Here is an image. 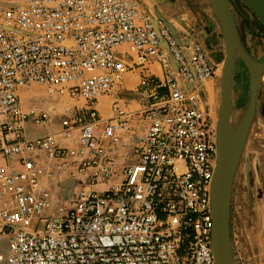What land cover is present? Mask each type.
<instances>
[{
  "label": "built area",
  "instance_id": "obj_1",
  "mask_svg": "<svg viewBox=\"0 0 264 264\" xmlns=\"http://www.w3.org/2000/svg\"><path fill=\"white\" fill-rule=\"evenodd\" d=\"M7 1L0 264H216L204 45L143 0Z\"/></svg>",
  "mask_w": 264,
  "mask_h": 264
},
{
  "label": "rangeland",
  "instance_id": "obj_2",
  "mask_svg": "<svg viewBox=\"0 0 264 264\" xmlns=\"http://www.w3.org/2000/svg\"><path fill=\"white\" fill-rule=\"evenodd\" d=\"M149 1L143 0L147 10L155 17H161L160 13L149 9L151 6ZM165 1L173 2L172 0ZM183 1H185V6L192 12V15L198 16L202 21L200 23L207 27V30L203 29L202 33L213 35L215 31L211 26L214 25L218 35L217 39L219 40L220 37V40L221 38L224 40L209 0ZM7 2V0H0V5L7 4ZM238 6L243 13L234 7L233 11L242 40L251 54L258 58L264 53V25L245 4L239 2ZM225 55V45L221 46L220 43V48H216L213 55L210 56L217 70V76L212 79L216 90L213 99H205V105L209 109L214 122L218 116L221 101L218 69L223 66ZM131 82L132 80L129 83ZM130 87L134 88L133 86ZM250 87V69L241 55H238L233 81V101L237 107H242L244 112L247 111L249 106ZM30 97L43 100L45 97L44 89L40 86H33L26 91L25 102ZM133 105L135 104L133 103ZM230 223L231 241L232 247L235 248H233V254L236 264H264V69L257 98L256 114L236 170Z\"/></svg>",
  "mask_w": 264,
  "mask_h": 264
},
{
  "label": "water",
  "instance_id": "obj_3",
  "mask_svg": "<svg viewBox=\"0 0 264 264\" xmlns=\"http://www.w3.org/2000/svg\"><path fill=\"white\" fill-rule=\"evenodd\" d=\"M209 2L221 28L226 52L223 59L222 75L220 76L221 101L217 123V166L212 185L213 250L217 264H236L230 229L232 193L240 155L256 114L257 98L264 69V53L255 58L246 48L233 7L243 13L240 11L238 3L245 4L264 25V0H209ZM157 18L162 19L168 25L163 17ZM171 32L173 33L172 30ZM177 39L179 40L178 37ZM238 55H241L250 69L251 87L249 106L239 132L240 144L238 147H234L231 142V109L235 65Z\"/></svg>",
  "mask_w": 264,
  "mask_h": 264
},
{
  "label": "crops",
  "instance_id": "obj_4",
  "mask_svg": "<svg viewBox=\"0 0 264 264\" xmlns=\"http://www.w3.org/2000/svg\"><path fill=\"white\" fill-rule=\"evenodd\" d=\"M172 1L173 2L165 0H150L149 2L151 8L148 5L146 6L149 7L151 11L154 10L156 13H160L159 15H161V17L167 21L170 29L179 38L181 43L184 44L189 42L191 39H196L204 45L209 56H212L216 48H220V43L221 46L224 44V40L222 38L221 40L220 37L219 40L217 39L218 35L216 34L215 26H211L215 31L213 32V35L202 33V30H205L207 27H205L203 23H200L202 21H200L198 16L192 15V12L186 8L185 1ZM154 67H156L157 73H160L158 66ZM131 80L132 82L129 83ZM137 80L138 73H129L126 76V84L129 86L134 87L137 83ZM215 90L216 89L213 80L208 81L205 85V97L207 100L213 99L212 97L215 96ZM43 130L44 128H41V131Z\"/></svg>",
  "mask_w": 264,
  "mask_h": 264
},
{
  "label": "bare ground",
  "instance_id": "obj_5",
  "mask_svg": "<svg viewBox=\"0 0 264 264\" xmlns=\"http://www.w3.org/2000/svg\"><path fill=\"white\" fill-rule=\"evenodd\" d=\"M0 6L10 7L12 5H11V3H7L4 5H0ZM222 67L223 66L219 67V69H218V73L220 74V76L222 75V70H223ZM25 95H26V92L23 93V97ZM244 115H245V112L242 110V107H237L236 103L233 101L232 109H231V142H232L234 147H236V146L238 147L240 144V133L239 132H240L241 123H242V120L244 118ZM218 116H217L216 122H215L216 143H217V123H218V119H219ZM217 152H218V147H217ZM216 166H217V160H216ZM215 169H216V167H215ZM215 260H216V257H215ZM216 264H217V262H216Z\"/></svg>",
  "mask_w": 264,
  "mask_h": 264
}]
</instances>
